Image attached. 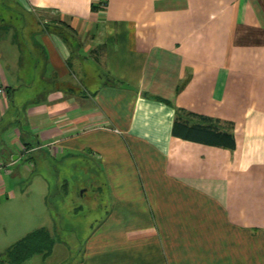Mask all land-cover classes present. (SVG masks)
I'll return each instance as SVG.
<instances>
[{
  "label": "crops",
  "instance_id": "crops-1",
  "mask_svg": "<svg viewBox=\"0 0 264 264\" xmlns=\"http://www.w3.org/2000/svg\"><path fill=\"white\" fill-rule=\"evenodd\" d=\"M11 1L36 20L0 19V264L41 228L22 264H264V0ZM47 161L109 193L77 249L35 226Z\"/></svg>",
  "mask_w": 264,
  "mask_h": 264
},
{
  "label": "rangeland",
  "instance_id": "rangeland-1",
  "mask_svg": "<svg viewBox=\"0 0 264 264\" xmlns=\"http://www.w3.org/2000/svg\"><path fill=\"white\" fill-rule=\"evenodd\" d=\"M0 19L5 23L16 25L25 22L33 24L36 20L30 14L22 12L11 0H0ZM47 162L39 170L51 185L50 207L49 209L44 208L43 211L40 210L39 221L35 226L48 227L55 233L57 239L69 244L72 241L74 249H77L76 244L79 246L84 243V239L93 231L98 217L105 216V207L100 208V205L95 204L96 196H105L109 193L106 188L102 192H96L93 189L92 180L96 181L98 176H80L79 170L75 168L73 171L72 167L66 169L62 161L57 163L53 161L54 163L50 165ZM69 170L71 172L68 174ZM84 178L88 180L89 191H84L85 188L80 186ZM39 197L40 191L32 190L19 194L17 200L37 202ZM39 204L41 207V200ZM0 210L6 214L10 207L2 205Z\"/></svg>",
  "mask_w": 264,
  "mask_h": 264
},
{
  "label": "trees",
  "instance_id": "trees-1",
  "mask_svg": "<svg viewBox=\"0 0 264 264\" xmlns=\"http://www.w3.org/2000/svg\"><path fill=\"white\" fill-rule=\"evenodd\" d=\"M180 123L176 121L174 130L178 132ZM187 130L189 134H186L190 139L200 140L202 142L206 141L210 144L225 145L233 148L235 146V139L233 134L227 132H219L217 129H213L211 126H193L188 127ZM199 129V135L193 134V131ZM53 248V241L51 235L46 228H41L33 232L26 238L16 242L9 250L6 252L5 259L12 264H22V262L30 255L46 251L50 253Z\"/></svg>",
  "mask_w": 264,
  "mask_h": 264
},
{
  "label": "built area",
  "instance_id": "built-area-1",
  "mask_svg": "<svg viewBox=\"0 0 264 264\" xmlns=\"http://www.w3.org/2000/svg\"><path fill=\"white\" fill-rule=\"evenodd\" d=\"M5 92H6V88L4 86L0 85V93L5 94ZM2 170H3V166H2V164H0V173L2 172Z\"/></svg>",
  "mask_w": 264,
  "mask_h": 264
}]
</instances>
